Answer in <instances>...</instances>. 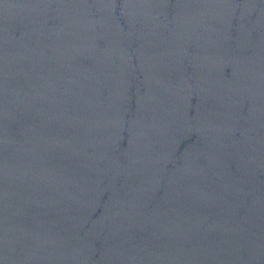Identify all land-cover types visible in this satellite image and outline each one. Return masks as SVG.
<instances>
[{"label":"water","instance_id":"95a60500","mask_svg":"<svg viewBox=\"0 0 264 264\" xmlns=\"http://www.w3.org/2000/svg\"><path fill=\"white\" fill-rule=\"evenodd\" d=\"M0 264H264V0H0Z\"/></svg>","mask_w":264,"mask_h":264}]
</instances>
